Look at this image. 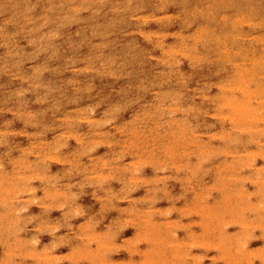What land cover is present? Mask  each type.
Masks as SVG:
<instances>
[{"label": "bare ground", "instance_id": "1", "mask_svg": "<svg viewBox=\"0 0 264 264\" xmlns=\"http://www.w3.org/2000/svg\"><path fill=\"white\" fill-rule=\"evenodd\" d=\"M48 1L4 4L12 29H0V72L18 86L0 95L10 112L0 118V263L264 264V0ZM75 10L76 27L52 33ZM25 42L41 60L9 73ZM78 42L80 68L67 75L71 58L59 52ZM149 60L159 65L146 74ZM142 164L151 173L139 175ZM65 169L77 178L64 180ZM170 179L189 185L180 206L169 195L158 202ZM48 207L56 219L45 218ZM111 208L101 227L92 216ZM65 221L73 237L51 252L42 236ZM124 225L133 235L116 240ZM205 248L216 251L209 261Z\"/></svg>", "mask_w": 264, "mask_h": 264}, {"label": "rangeland", "instance_id": "2", "mask_svg": "<svg viewBox=\"0 0 264 264\" xmlns=\"http://www.w3.org/2000/svg\"><path fill=\"white\" fill-rule=\"evenodd\" d=\"M23 1L24 0H9V2L17 3V5ZM31 1L36 2L37 0H31ZM5 2H6V0H0V29L7 28V29L11 30L12 26L8 25L6 20L3 18L5 16H7V14H8L7 8L4 6ZM46 3L49 4V1L46 0ZM12 8H14V10L17 9V7H15V6H12ZM96 8H98V7H96ZM154 8L155 9H153L152 12L160 11V10H158V6H155ZM133 15H135V14H133ZM82 16H83V14L81 13V11L75 10V11L71 12V16L64 19L65 22H62L63 25L60 24V26H58L59 23H57L56 25L53 26V30H52L53 32L52 33H54V32L56 33L57 32L56 30L58 28L65 29V31H67V28H69V27H73V26L76 27V25L79 23V21H77V18L80 19ZM97 21H98V19L96 20V22ZM135 22H136V20L128 19L125 21V25L127 27L128 24L135 23ZM56 37L57 36L51 38L52 43H54ZM18 45H20V46L17 49V53L11 58L12 63L10 66H7L6 70L9 73L13 72L14 70L19 71L20 69H21V71H25V72H32L31 67L36 65L41 60V58L39 57V55H41L40 48L39 49H32L31 46L27 47L26 42L23 45H21V43H19ZM79 45H80V43L78 42L77 45L74 47H68L67 45H64V47H61V49H60V52H59L61 54L60 58H64L66 56H70V58H71L61 68V70H64L67 75L70 73H72L74 75L76 70L80 68V66H79L80 62L78 60V54L80 53L81 50H80ZM1 50H2V47L0 46V52H1ZM44 55H46L48 57V59L54 58L52 56V53H46ZM44 55H42V57ZM60 58H58V59H60ZM8 60H10V59L8 58ZM54 62L55 61H53V63ZM57 62H59V61L57 60ZM144 65H146L145 66L146 74H148L147 72L155 71L159 64L154 60H149ZM1 73L2 72H0V95H2L1 97L4 99V101H7L10 99V97H12V94L14 93V90L17 88L18 85L16 84L17 82H16V80L12 74L9 76H4ZM63 74H64L63 72L60 73V75H63ZM53 75H54V73H53ZM92 75H95V74H92ZM93 77H96V75ZM108 80L109 79L107 78L106 79L107 83H108ZM197 80H199V79H197ZM48 81L50 83L52 82L49 79H48ZM109 87L112 89L116 88L117 90H120L123 88V85L120 83V81H112V82H110ZM48 97H50V95ZM110 97H111V95L105 94L106 100L110 99ZM35 102L36 101H33V100L31 101V103L28 101V103L34 107L37 106V103H35ZM132 107H133V105L131 103H129L126 105L125 109L131 110ZM8 113H10V112H6L5 110H0V118L3 120L2 121L3 125L5 124L7 118L9 117ZM119 113H122V111H119ZM120 119L126 120L127 114H123V113L120 114ZM105 126L106 125L104 123H102V127L104 128ZM59 128L60 127L57 124L53 128V131L51 133L52 134L57 133L59 131ZM7 136L15 137L13 135L10 136L9 134H7ZM86 148H88V147H86ZM101 150H102V148L100 146H96L93 148V152H97V151H101ZM0 152L1 153L6 152L4 144L0 145ZM85 155H86V150L84 152H82V154L78 155L77 160H83L82 158H85L86 157ZM73 170L74 169H65L63 171L62 177L64 178V180L70 181V180H74L77 178V175ZM138 171H139V175H141L142 173H144V174L151 173L150 168H147L144 164L140 165ZM164 185H165V192H163V194H161V197L158 199L160 206H164L166 204V202L163 200V196L169 195V197H171L172 201L175 203V206H180V204L184 201V199L186 197H188V195H189V185L180 184L176 179L167 180L164 182ZM86 186H88V185H86ZM86 186L83 185L81 188L84 187V190H81L78 192V196L80 199L79 201L82 203V205L84 207L88 206V203H90L89 202L90 200L92 201L91 194L87 193ZM131 191H132V189H129V192L124 195L123 200L129 199V194ZM0 193H1L0 194L1 196H3L5 194V192H3V191ZM17 199H19L23 202H20L19 204L17 203L16 206L22 207L23 205H26L23 209V212H27V208H29V206H27V204H29V200L24 196H17ZM118 203H122V205H124V203L122 201H120L119 199H117L115 201V204H118ZM42 206H44V205H42ZM33 209L38 210V211L41 210L38 208H33ZM17 211H19V210H17ZM58 211H59V209H52L51 207H48L43 212H44L45 218L48 217V218L56 219L58 214H59ZM111 211H113L112 208L109 211H104V210L98 211L97 213H95V215L92 216V218L95 221L100 222L99 225L101 227H104L105 226L104 218L107 215H109L108 212H111ZM182 212L183 211H179V213L177 211H172L171 213L173 214L174 217H176L177 214H178V216L182 217ZM71 223L72 222H69V221L63 222V224H61L60 227L58 228V230L56 231V236H53L54 238L51 235H49V233L45 232V236H42V238L44 237V240L46 242H48L49 251H51V252L55 251L56 252L58 250V251L62 252L68 246L67 241H68V239L73 237V228L75 226V224L73 225ZM24 224H27L29 226V228L32 229L33 231H35V228H37L36 225L34 226V222L32 223L31 218L28 216L25 217ZM116 227H118V224H115L113 229H115ZM119 231H120V234L115 237L116 240H120L121 238L122 239L129 238L134 233L133 228L129 225L121 226L119 228ZM53 239H54L55 243L53 242ZM251 244H253V245L258 244V241H255L254 238H252ZM4 249H5V247L0 243V258L2 256V251H4ZM200 250L202 251L204 256H207L206 261H209V258L213 257L216 254V251L212 248H205V249H200ZM113 253L114 254L112 256H114L116 258H119L120 256H122V253L120 254L119 251H116ZM0 264H6V263L2 262ZM219 264H222V261H220Z\"/></svg>", "mask_w": 264, "mask_h": 264}]
</instances>
